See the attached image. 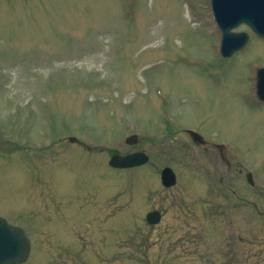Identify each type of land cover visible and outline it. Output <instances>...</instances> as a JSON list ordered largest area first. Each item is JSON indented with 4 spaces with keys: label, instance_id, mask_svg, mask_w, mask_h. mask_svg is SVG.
I'll return each mask as SVG.
<instances>
[{
    "label": "rangeland",
    "instance_id": "obj_1",
    "mask_svg": "<svg viewBox=\"0 0 264 264\" xmlns=\"http://www.w3.org/2000/svg\"><path fill=\"white\" fill-rule=\"evenodd\" d=\"M235 30L250 38L223 57L211 0H0V216L23 224L57 199L73 162L77 205L93 209L57 225L77 244L46 230L24 264H233L247 241L264 258V38ZM133 150L149 162L108 167Z\"/></svg>",
    "mask_w": 264,
    "mask_h": 264
},
{
    "label": "water",
    "instance_id": "obj_2",
    "mask_svg": "<svg viewBox=\"0 0 264 264\" xmlns=\"http://www.w3.org/2000/svg\"><path fill=\"white\" fill-rule=\"evenodd\" d=\"M214 17L222 31L220 52L224 57L231 56L243 48L249 40L246 31H233L242 23L247 24L257 35L264 38V0H211ZM257 93L264 100V67L257 71ZM199 142H204L202 136L192 132ZM129 144L138 142L137 135L126 139ZM149 161V156L143 151H135L125 155L115 153L110 159V165L117 168H127L142 165ZM253 183L252 174L247 175ZM162 182L170 187L177 181L174 170L167 166L161 171ZM161 220L158 210L147 214V221L157 224ZM30 252V240L25 230L13 225L0 217V264H20L24 262Z\"/></svg>",
    "mask_w": 264,
    "mask_h": 264
},
{
    "label": "flooded vegetation",
    "instance_id": "obj_3",
    "mask_svg": "<svg viewBox=\"0 0 264 264\" xmlns=\"http://www.w3.org/2000/svg\"><path fill=\"white\" fill-rule=\"evenodd\" d=\"M77 145L78 147L79 146L81 147V150L90 149V147L87 146L84 142L77 141ZM70 154L71 156L68 158V161L74 158L73 153H70ZM59 162H60L58 163L59 166L66 164V162L63 161L62 157ZM73 163L72 165L68 167L70 169L69 171H61L63 176L61 175V172L58 174L59 179H62V181L59 182L61 187L57 189L58 191L57 199H54V200L43 199L40 201V204L37 203L38 202L37 200L35 202V200L33 199L32 201H34L35 204H37V206L32 207V209H27L25 212L20 211L17 214V215H21L25 221H23V224L21 223H14V224L20 225L26 230L30 238V241H31V251L34 245H38L40 248V251H43L44 253H46L45 248L41 246V243L39 241L41 234L46 232V230L49 231L50 234H55L56 237H58L61 242H68L69 245L77 244L78 243V236H77L78 234H76L77 232L69 233L68 231H65L63 227L61 228V230H58L57 225H61V223L64 224L67 221L78 222L79 219L83 217L82 214H80L81 216L79 215L80 210L81 212H84V211L86 213L89 212L84 217L92 216L93 209H92L91 204L81 205V207L77 205L79 194L77 193L78 192L77 187L73 184L75 180ZM68 175L69 177H67ZM55 177H56V174H55ZM52 178H53L52 174L51 175L46 174L43 179L47 181V180H51ZM63 178H64V181H63ZM65 181H68V182H65ZM64 187H66L65 191H63ZM68 188L74 191V192H71L70 195H68V192H67ZM52 228H54V231L51 230ZM72 236H77V241L74 239H71L70 237ZM241 240L243 241V237H241ZM246 244L247 245L243 247V250L245 251L244 257L240 258L235 250L234 254L237 255V258L232 259V263L233 264H264V258H260L258 261L256 260L257 262H253L254 255H253V250L250 247L251 243L247 241ZM83 245L84 244H81V248ZM75 247L78 248L77 245ZM84 248H87V247H84ZM82 250L86 251L83 248ZM31 251H30V254H31Z\"/></svg>",
    "mask_w": 264,
    "mask_h": 264
}]
</instances>
